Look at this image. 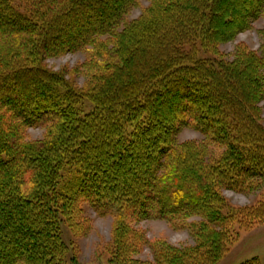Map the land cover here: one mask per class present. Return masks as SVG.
Returning a JSON list of instances; mask_svg holds the SVG:
<instances>
[{"label":"trees","instance_id":"16d2710c","mask_svg":"<svg viewBox=\"0 0 264 264\" xmlns=\"http://www.w3.org/2000/svg\"><path fill=\"white\" fill-rule=\"evenodd\" d=\"M20 1L23 10L0 0V264H61L62 224L78 237L90 231L83 204L113 216L112 264H137L130 254L145 238L131 224L143 220L190 228L197 240L151 243L155 264H215L237 239L232 217L246 230L264 223L263 202L224 215L221 194L264 181L254 120L264 28L260 53L241 45L227 60L218 51L251 28L264 0H151L119 31L136 0ZM87 47L81 87L69 76L80 68L44 64ZM183 127L209 142L176 143ZM28 128H44L43 138L28 140ZM210 143L224 151L208 163ZM192 217L200 221L187 224Z\"/></svg>","mask_w":264,"mask_h":264},{"label":"rangeland","instance_id":"374dc122","mask_svg":"<svg viewBox=\"0 0 264 264\" xmlns=\"http://www.w3.org/2000/svg\"><path fill=\"white\" fill-rule=\"evenodd\" d=\"M151 0H136L133 6L125 15L124 20L121 22L118 31L122 29L123 25L131 20L137 19L148 8ZM15 6L23 10L24 5L20 0H13ZM222 15V14H221ZM264 28V11L262 15L254 20L251 28L245 32L239 33L235 38L227 43L220 44L218 51L227 60L234 58L236 48L244 45L249 51L260 53L262 38L260 31ZM106 38H100L104 41ZM91 47H87L76 53H69L61 57L48 58L45 60V65L54 71L72 72L75 68H80L86 58L90 55ZM202 56L209 55L200 51ZM211 56V55H209ZM80 68L79 72L69 76L75 81L78 87H81L86 81V74ZM67 77V76H66ZM82 111L88 112L92 108V104L84 101L80 107ZM258 113L254 119L264 129V100L257 103ZM248 114H246L247 116ZM250 116V115H249ZM241 118L243 124H247L246 119L242 114L237 115ZM229 118L236 121V117L230 114ZM249 128V127H246ZM45 133L44 128H28L26 130V137L28 140H38L43 138ZM176 143L183 141L194 140L197 142H209L206 137L200 132L194 130L192 127H183L176 135ZM224 147L218 144L210 143L206 149V158L209 162L217 159ZM233 180L234 176L230 175ZM221 194L224 198L225 206L222 209V214L230 215L232 211L245 208L248 206L256 205L260 202L264 203V181H252L243 192L238 193L231 190H222ZM233 215V214H232ZM82 216L90 221V231L82 237L76 236L67 224H62L61 235L65 242L68 251L67 255L61 264H112L111 249L112 246V230H113V216L107 215L106 217H99L91 209L88 204L82 205ZM231 216V215H230ZM238 218L231 220L228 224L229 229L234 232L237 239L229 244V251L215 264H239L251 257H257L261 264H264V223L255 226L249 230L241 224ZM199 217H192L185 220L187 224L198 223ZM134 229H138L143 233L145 242L141 244L137 251H132L130 258L132 261H137V264H155L153 260V253L150 244L158 240L163 241L167 245L174 248H187L196 245L197 240L191 234L190 228H175L168 222L159 219H147L139 223L131 224ZM246 228V229H245ZM221 230L217 226L214 230ZM225 228L223 227V230Z\"/></svg>","mask_w":264,"mask_h":264}]
</instances>
